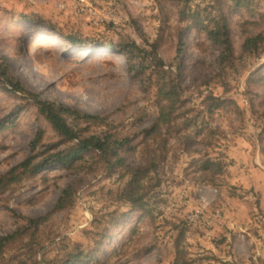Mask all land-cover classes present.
Masks as SVG:
<instances>
[{"label": "rangeland", "instance_id": "obj_1", "mask_svg": "<svg viewBox=\"0 0 264 264\" xmlns=\"http://www.w3.org/2000/svg\"><path fill=\"white\" fill-rule=\"evenodd\" d=\"M88 1L0 0V176L60 140L33 95L4 87L11 76L98 116L84 136L113 135L126 165L154 170L141 205L127 170L96 153L22 176L0 191V264H264V46H244L264 34V0ZM223 26L222 60L210 32ZM159 75L184 100L165 142L144 132ZM205 158L221 168L203 171Z\"/></svg>", "mask_w": 264, "mask_h": 264}, {"label": "trees", "instance_id": "obj_2", "mask_svg": "<svg viewBox=\"0 0 264 264\" xmlns=\"http://www.w3.org/2000/svg\"><path fill=\"white\" fill-rule=\"evenodd\" d=\"M210 34L215 42L223 46L221 55L222 60L234 56L233 44L226 26L214 29ZM68 39L72 42L75 41L72 37ZM155 45L156 44L152 46L155 47ZM244 46L248 47L253 53H259L260 48L264 46V34L259 33L248 36L245 40ZM7 66L8 65L5 64V62L1 65L3 75L8 73ZM158 66H163V61L161 59H158ZM4 87H10V90L21 92L26 96L33 95L36 99L35 103L39 113L51 124L52 128L60 137V140L49 144L48 148L44 150L42 154L36 152V154L29 156L17 166H14L8 172L0 176V191L5 190L11 184L21 180L22 176H25L26 174H38L54 163L69 168L77 159L82 158L81 155L83 153L90 152L96 153L110 168L118 163V166L127 170L126 174L130 176V179L126 184L124 194L133 204L141 205L140 202L143 199L142 182L143 179L154 170V166L152 164L145 166L126 165L124 159L119 155V148L122 143H120L117 138H114L113 135L84 136L80 132V130H83L80 126L81 123L95 122V120L99 118L98 116L88 112H82L60 102L41 99L38 95H34L32 92L28 91L23 83L13 76L8 78ZM156 88L159 110L153 124H151L149 128H145L144 132L146 139H160L164 129H171L177 116V110L184 104L180 85L175 83L173 79L167 78L166 80L164 76L159 75L156 80ZM211 106L213 108H218L220 107V104L215 103ZM211 106L209 109H211ZM68 119H70V121ZM43 136L44 132L39 131L37 136L32 140L31 145L34 151L36 146L43 140ZM160 141L165 142L166 140L160 139ZM39 157H41L40 160ZM114 159H116L115 162L113 161ZM201 163L203 171L210 170L211 168L216 170L221 168L220 162L214 161L212 158H205ZM70 190V188L63 190V193L57 202L58 208L65 205L64 203L68 199ZM7 239L8 237L0 239V248L4 243L3 241H6Z\"/></svg>", "mask_w": 264, "mask_h": 264}, {"label": "built area", "instance_id": "obj_3", "mask_svg": "<svg viewBox=\"0 0 264 264\" xmlns=\"http://www.w3.org/2000/svg\"><path fill=\"white\" fill-rule=\"evenodd\" d=\"M80 5L86 6L89 9H92V4L88 0H77Z\"/></svg>", "mask_w": 264, "mask_h": 264}]
</instances>
